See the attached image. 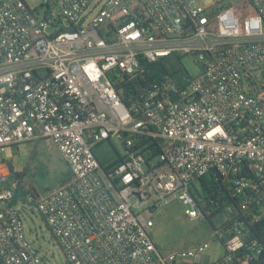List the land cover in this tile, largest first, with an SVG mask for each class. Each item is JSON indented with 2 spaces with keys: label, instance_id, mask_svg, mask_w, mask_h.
I'll return each mask as SVG.
<instances>
[{
  "label": "built area",
  "instance_id": "2783aa9c",
  "mask_svg": "<svg viewBox=\"0 0 264 264\" xmlns=\"http://www.w3.org/2000/svg\"><path fill=\"white\" fill-rule=\"evenodd\" d=\"M241 2L253 12L215 0H0L3 264H49L26 236L28 206L70 264L200 262L210 241L163 253L152 231L176 199L191 219L210 214L192 194L203 177L220 180L227 215L213 226L225 246L213 264H264V81L251 80L264 69V0ZM185 54L196 76L178 64ZM170 57L179 74L165 70L126 104L122 84ZM114 138L126 154L104 165L94 148ZM28 141L56 147L71 172L49 193L11 171V146Z\"/></svg>",
  "mask_w": 264,
  "mask_h": 264
},
{
  "label": "rangeland",
  "instance_id": "374dc122",
  "mask_svg": "<svg viewBox=\"0 0 264 264\" xmlns=\"http://www.w3.org/2000/svg\"><path fill=\"white\" fill-rule=\"evenodd\" d=\"M26 1L32 8L39 7L42 4V0ZM215 1H217L215 6L225 3L236 6L238 11L244 10L245 14L253 12L252 7L241 2L242 0ZM178 64L182 66L185 73L191 76L199 74L201 69L195 61V57L188 54L183 55ZM263 71V68H253L251 70V80L255 79L257 83H262L264 81ZM251 80H248V86H252ZM94 150L104 165L113 163L121 155L126 154L124 144L115 138L100 143ZM10 152L12 157L8 161L13 174L23 176L28 184L34 186L41 193H49L59 187L61 181L67 175L68 165L56 147L46 142H22L11 146ZM3 158L4 156L0 153V162ZM27 167H29V170H26ZM195 184L201 188L200 180L196 181ZM156 216L157 222L152 231V238L163 253L173 249L182 251L204 241H210V246L204 252L200 262H184L183 257H179L177 264H213L225 254L224 244L220 240L211 237L214 230L213 226L218 228L227 220V215L224 212L214 214L211 220L206 219L204 216L191 219L185 214V207L182 202L176 199L168 203L163 211L158 212ZM23 217L28 240L38 248L46 261L49 264H70L64 249L53 235L37 207L28 206L23 211Z\"/></svg>",
  "mask_w": 264,
  "mask_h": 264
},
{
  "label": "trees",
  "instance_id": "16d2710c",
  "mask_svg": "<svg viewBox=\"0 0 264 264\" xmlns=\"http://www.w3.org/2000/svg\"><path fill=\"white\" fill-rule=\"evenodd\" d=\"M172 57L165 58L156 64H154L145 74L143 78H137L134 79L128 83H124L121 86V96L126 104L131 103V95H133L138 89L142 88L146 85V83L156 77H158L161 73H163L165 70L172 71L176 76L179 74L177 70H175V65L173 64ZM167 62H169L170 65H167ZM26 170H29V167L26 168ZM71 176V172L68 168L67 175L65 178L61 181V184L66 182V180ZM201 182V188H199L195 183H193L192 187V194L197 200L199 205H204V211H210V214H206V219L211 220L212 216L216 213L222 212V208H216L215 201H219V187L221 185L220 180L215 179L214 177H203L200 180ZM35 188L34 186H32ZM24 194V191L21 190L18 192V196L22 197ZM214 200V202H212ZM214 206V209H213ZM0 264H3L0 260Z\"/></svg>",
  "mask_w": 264,
  "mask_h": 264
},
{
  "label": "crops",
  "instance_id": "0c3cea01",
  "mask_svg": "<svg viewBox=\"0 0 264 264\" xmlns=\"http://www.w3.org/2000/svg\"><path fill=\"white\" fill-rule=\"evenodd\" d=\"M35 166V165H34ZM31 168V167H30Z\"/></svg>",
  "mask_w": 264,
  "mask_h": 264
}]
</instances>
